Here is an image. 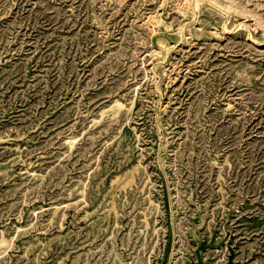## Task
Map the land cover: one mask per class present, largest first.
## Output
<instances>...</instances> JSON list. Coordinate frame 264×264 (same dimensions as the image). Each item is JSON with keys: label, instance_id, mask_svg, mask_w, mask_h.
Segmentation results:
<instances>
[{"label": "rangeland", "instance_id": "374dc122", "mask_svg": "<svg viewBox=\"0 0 264 264\" xmlns=\"http://www.w3.org/2000/svg\"><path fill=\"white\" fill-rule=\"evenodd\" d=\"M0 264H264V0H0Z\"/></svg>", "mask_w": 264, "mask_h": 264}]
</instances>
